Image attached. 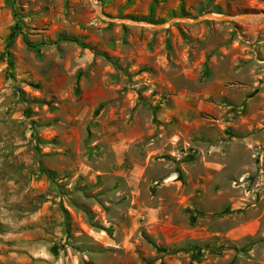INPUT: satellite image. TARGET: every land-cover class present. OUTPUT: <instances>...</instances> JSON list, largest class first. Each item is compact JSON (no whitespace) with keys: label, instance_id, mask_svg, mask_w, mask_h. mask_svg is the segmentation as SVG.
Here are the masks:
<instances>
[{"label":"rangeland","instance_id":"374dc122","mask_svg":"<svg viewBox=\"0 0 264 264\" xmlns=\"http://www.w3.org/2000/svg\"><path fill=\"white\" fill-rule=\"evenodd\" d=\"M0 264H264V0H0Z\"/></svg>","mask_w":264,"mask_h":264},{"label":"trees","instance_id":"16d2710c","mask_svg":"<svg viewBox=\"0 0 264 264\" xmlns=\"http://www.w3.org/2000/svg\"><path fill=\"white\" fill-rule=\"evenodd\" d=\"M51 175V173H49ZM179 250H186V248L183 246H180V247H176L175 248V251H179Z\"/></svg>","mask_w":264,"mask_h":264}]
</instances>
